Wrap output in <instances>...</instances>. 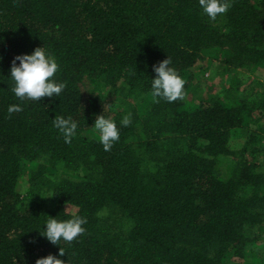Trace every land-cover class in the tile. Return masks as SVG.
<instances>
[{
  "label": "trees",
  "instance_id": "trees-1",
  "mask_svg": "<svg viewBox=\"0 0 264 264\" xmlns=\"http://www.w3.org/2000/svg\"><path fill=\"white\" fill-rule=\"evenodd\" d=\"M230 3L212 21L198 0H0V264L59 248L64 264H264V0ZM39 47L66 87L21 101L12 61ZM167 58L173 103L151 96ZM215 65L217 85L198 83ZM99 115L120 132L110 151ZM56 116L77 122L71 143ZM73 214L72 242L40 235Z\"/></svg>",
  "mask_w": 264,
  "mask_h": 264
},
{
  "label": "clouds",
  "instance_id": "clouds-1",
  "mask_svg": "<svg viewBox=\"0 0 264 264\" xmlns=\"http://www.w3.org/2000/svg\"><path fill=\"white\" fill-rule=\"evenodd\" d=\"M198 6L209 20L227 14L231 8L230 0H198ZM18 62V63H17ZM172 61L167 58L153 66L154 78L151 79V96L153 99H164L168 103L184 99V79L171 67ZM59 71L55 58L44 48L39 47L31 54L16 56L10 68V79L13 82L12 92L19 100L38 102L41 98H58L64 91L66 84L57 82L54 77ZM22 108L19 104L10 105L8 113H19ZM131 123L130 115H125L120 125L127 127ZM53 126L63 135L65 143H71L77 135L78 124L71 117L56 116ZM97 134L99 143L104 151H110L119 141L120 132L114 120L99 115L91 127ZM87 224L85 217L73 214L68 219L48 218L44 231L40 234L48 242L58 246L61 241L72 242L85 232ZM59 248L56 256L48 255L36 260V264H64L59 257L64 256Z\"/></svg>",
  "mask_w": 264,
  "mask_h": 264
},
{
  "label": "rangeland",
  "instance_id": "rangeland-1",
  "mask_svg": "<svg viewBox=\"0 0 264 264\" xmlns=\"http://www.w3.org/2000/svg\"><path fill=\"white\" fill-rule=\"evenodd\" d=\"M217 76H218V73H217V68H216V65H215V66H212L208 72H206L203 76H201L199 78L198 83H200L202 85V83L204 82L205 78H207L209 80L207 82L208 85H210L212 83L214 85H217V83L215 82V81L219 80V79H217Z\"/></svg>",
  "mask_w": 264,
  "mask_h": 264
}]
</instances>
